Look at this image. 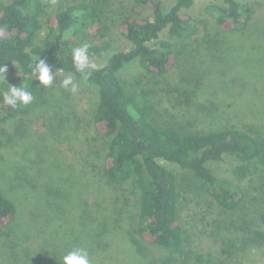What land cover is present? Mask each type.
Segmentation results:
<instances>
[{
    "label": "rangeland",
    "instance_id": "374dc122",
    "mask_svg": "<svg viewBox=\"0 0 264 264\" xmlns=\"http://www.w3.org/2000/svg\"><path fill=\"white\" fill-rule=\"evenodd\" d=\"M241 1L254 10L245 32L222 31L208 15L209 2L201 0L193 8L203 21L200 30L190 40H174L186 43V50L165 76L151 77L141 60L119 71L136 101L151 106L155 121L194 132L254 128L264 139V0ZM161 2L167 10L175 0ZM134 3L111 0L102 29L110 46L102 58L89 56L94 68L102 67L111 54L131 49L120 23ZM142 15L152 17V12L145 8ZM168 37L167 31L161 35ZM99 42L89 36L76 47ZM67 76L57 75L52 86L41 88L27 120L0 125V188L17 202L15 220L0 230V264H62V257L75 247L86 248L92 264H218L210 257L224 259L243 246L248 230L220 214L205 183L162 160L185 186L180 210L190 233L186 248L193 252L178 254L146 241L138 252L128 232L133 228L134 234L140 190L132 181L119 188L105 182L106 155L100 150L104 137L91 121L98 87L71 75L78 85L73 93L60 86ZM7 78L13 86L26 85L18 71L7 73ZM237 164L226 157L214 168L244 188L253 187L232 173ZM121 204L125 214L116 211ZM234 257L231 261L241 264H264V246Z\"/></svg>",
    "mask_w": 264,
    "mask_h": 264
},
{
    "label": "trees",
    "instance_id": "16d2710c",
    "mask_svg": "<svg viewBox=\"0 0 264 264\" xmlns=\"http://www.w3.org/2000/svg\"><path fill=\"white\" fill-rule=\"evenodd\" d=\"M198 1L175 0L166 10L161 0H133L120 23L131 49L111 54L102 67L89 68L85 79L73 65L72 50L80 40L94 36L100 42L90 46L89 56L105 55L110 45L102 29L111 0H0V65L7 64L8 73L20 72L35 97L30 105L13 109L2 97L12 84L8 78L0 82V125L27 120L38 105L43 85L29 65L40 57L58 75H73L97 86L99 101L91 121L104 137L100 146L106 155L102 176L116 188L132 181L140 190L139 210L132 222L135 235L133 228L128 232L130 243L140 253L145 241L178 254L193 252L186 248L190 233L180 210L185 186L177 172L163 164L165 160L203 181L220 214L236 219L248 230V239L239 250H232L229 258L210 257L218 264H241L230 258L264 246V139L254 128L194 132L160 124L152 118L151 106H141L119 76L124 65L135 60L142 61L151 77L165 76L186 50V43L174 40H190L200 30L203 21L193 13ZM203 1L209 2L208 15L222 31L236 33L249 26L254 10L241 0ZM145 8L151 10L152 17L142 15ZM165 31L169 37L161 39ZM71 114L74 118L73 111ZM226 157L238 161L232 173L253 187L244 188L235 177L223 176L214 168ZM121 206L116 211L125 214ZM16 215V200L0 188V230ZM203 258L197 255L200 262Z\"/></svg>",
    "mask_w": 264,
    "mask_h": 264
},
{
    "label": "clouds",
    "instance_id": "9594fccd",
    "mask_svg": "<svg viewBox=\"0 0 264 264\" xmlns=\"http://www.w3.org/2000/svg\"><path fill=\"white\" fill-rule=\"evenodd\" d=\"M89 48L90 45L84 43L82 46L76 47L72 50L73 65L76 71L81 73L85 79L89 75L88 69L95 67V65L90 62ZM29 68L31 69L32 75L36 77V79L39 80L40 85H43L44 87L52 86L58 75V73L53 70L52 66H50L46 60L41 59V57L34 63L30 64ZM7 73V64L0 65V82L7 81ZM60 86L73 93H75L78 88V85L75 83L71 75L65 77ZM2 97L3 102L11 106L13 109L20 106H28L35 99L32 91L23 85H10L7 88V91L2 93ZM62 264H92V261L86 248L75 247L62 257Z\"/></svg>",
    "mask_w": 264,
    "mask_h": 264
}]
</instances>
